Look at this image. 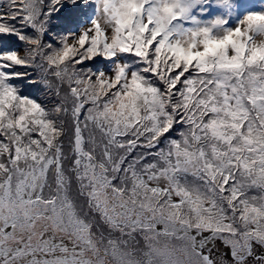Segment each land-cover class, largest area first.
Returning <instances> with one entry per match:
<instances>
[{"label":"snow or ice","instance_id":"6c2138e0","mask_svg":"<svg viewBox=\"0 0 264 264\" xmlns=\"http://www.w3.org/2000/svg\"><path fill=\"white\" fill-rule=\"evenodd\" d=\"M0 264H264V0H0Z\"/></svg>","mask_w":264,"mask_h":264}]
</instances>
